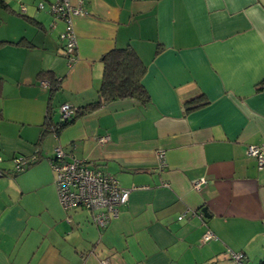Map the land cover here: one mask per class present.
<instances>
[{
    "label": "crops",
    "instance_id": "crops-1",
    "mask_svg": "<svg viewBox=\"0 0 264 264\" xmlns=\"http://www.w3.org/2000/svg\"><path fill=\"white\" fill-rule=\"evenodd\" d=\"M55 1L0 0V264L264 261V168L246 152L264 144V0H70L87 11L73 16L72 63ZM128 46L147 66L149 100L48 127L63 103L98 99L104 55ZM57 148L132 189L107 227L62 206ZM17 156L35 160L17 171Z\"/></svg>",
    "mask_w": 264,
    "mask_h": 264
},
{
    "label": "built area",
    "instance_id": "built-area-1",
    "mask_svg": "<svg viewBox=\"0 0 264 264\" xmlns=\"http://www.w3.org/2000/svg\"><path fill=\"white\" fill-rule=\"evenodd\" d=\"M39 7L43 8V3H40ZM25 10V7L22 6V11ZM50 11L56 18L64 19L66 22L65 30L60 37L65 42L66 57L72 63L76 60L77 48L73 16L86 14L87 11L82 7V2L75 6L71 4L70 0H56ZM41 85L49 88L50 80H41ZM77 111L78 108L69 102L63 103L60 106L61 120L71 119ZM101 141H105V139L102 138ZM246 152L258 160L260 168H264V144H251L246 148ZM159 158L163 164L164 153H160ZM13 160L16 163V170L22 171L28 166L31 159L17 156ZM51 163L55 171V183L62 206L67 210L77 207L87 209L91 212L92 220L98 228L107 227L112 219L117 218L120 214V206L129 200L131 188L122 187L114 175L97 168H90L85 160L66 153L62 148L56 149L55 157ZM203 183H207L205 178L196 180L194 186L199 189ZM182 217L183 215L180 216V218ZM214 237L215 234L207 229L201 241L206 243ZM232 256L238 264H247L243 261V253L232 252Z\"/></svg>",
    "mask_w": 264,
    "mask_h": 264
},
{
    "label": "trees",
    "instance_id": "trees-1",
    "mask_svg": "<svg viewBox=\"0 0 264 264\" xmlns=\"http://www.w3.org/2000/svg\"><path fill=\"white\" fill-rule=\"evenodd\" d=\"M103 62V81L98 91V99L92 103H88L87 105L78 108L76 115L71 119L61 120L55 124H53L50 119H47L46 124L48 127L53 126V129L58 133L61 129L71 124L77 115L94 111L101 105L110 101L131 98L141 103H145L149 100L148 91L142 82L147 72V66L131 46L115 48L109 51L104 55ZM40 76L49 77L50 88L52 91L59 87L60 83L53 74L44 72L41 73ZM198 100V98H193L190 99L188 103L193 104ZM196 107L198 106L192 105L188 108L192 109ZM49 110H51V107ZM34 160L35 158L31 159L28 165H30ZM243 261L245 262V254ZM263 262L264 261L259 264H262Z\"/></svg>",
    "mask_w": 264,
    "mask_h": 264
},
{
    "label": "water",
    "instance_id": "water-1",
    "mask_svg": "<svg viewBox=\"0 0 264 264\" xmlns=\"http://www.w3.org/2000/svg\"><path fill=\"white\" fill-rule=\"evenodd\" d=\"M203 212H204V213H206V212H207V209H206V208H204V209H203Z\"/></svg>",
    "mask_w": 264,
    "mask_h": 264
},
{
    "label": "rangeland",
    "instance_id": "rangeland-1",
    "mask_svg": "<svg viewBox=\"0 0 264 264\" xmlns=\"http://www.w3.org/2000/svg\"><path fill=\"white\" fill-rule=\"evenodd\" d=\"M57 117H58V115H57Z\"/></svg>",
    "mask_w": 264,
    "mask_h": 264
}]
</instances>
